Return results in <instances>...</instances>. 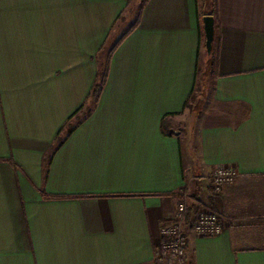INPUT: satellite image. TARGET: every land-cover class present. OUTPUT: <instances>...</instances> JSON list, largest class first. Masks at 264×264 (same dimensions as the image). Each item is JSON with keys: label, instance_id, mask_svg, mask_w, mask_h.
<instances>
[{"label": "crops", "instance_id": "0c3cea01", "mask_svg": "<svg viewBox=\"0 0 264 264\" xmlns=\"http://www.w3.org/2000/svg\"><path fill=\"white\" fill-rule=\"evenodd\" d=\"M216 1L200 83L202 0H0V264H155L186 187V264H264V0Z\"/></svg>", "mask_w": 264, "mask_h": 264}, {"label": "built area", "instance_id": "2783aa9c", "mask_svg": "<svg viewBox=\"0 0 264 264\" xmlns=\"http://www.w3.org/2000/svg\"><path fill=\"white\" fill-rule=\"evenodd\" d=\"M236 179V171L231 166H216L210 174V186L219 192L225 185ZM190 192L186 187L179 197L176 213L164 224L155 248V264H186L189 231L197 235H216L223 230L221 214L207 206H199L189 219Z\"/></svg>", "mask_w": 264, "mask_h": 264}, {"label": "trees", "instance_id": "16d2710c", "mask_svg": "<svg viewBox=\"0 0 264 264\" xmlns=\"http://www.w3.org/2000/svg\"><path fill=\"white\" fill-rule=\"evenodd\" d=\"M128 1L130 2V1H133V0H128ZM202 1L204 2V7H206L204 15L211 14V15H213L215 17L216 13H217V1L216 0H202ZM108 64H109V61H107L106 64L101 69V72L99 73V78L96 81L95 85L93 86V90H92V94H91L93 102H96L98 100L100 94H101L102 87H103V84L105 82V79H106V76H107V72H108ZM206 65H208L210 70L215 67V65H216V57L214 55V52H212V54H210V56H208ZM190 97H192V95ZM189 100H190V98H189ZM186 105H187V107H190V108H194V106H195L190 101L187 102ZM80 109H82V108H80ZM86 109L89 110V107H86ZM78 112H76L75 115H78ZM172 115H174V114H168V115L164 116L163 119H162V128H163V130L165 132H168L169 129H170V126H171L170 117H172ZM71 127L68 129L69 132H70ZM196 206H197V208L199 207L198 204ZM191 209L189 210V214H188L189 219L193 216V213H192Z\"/></svg>", "mask_w": 264, "mask_h": 264}, {"label": "water", "instance_id": "95a60500", "mask_svg": "<svg viewBox=\"0 0 264 264\" xmlns=\"http://www.w3.org/2000/svg\"><path fill=\"white\" fill-rule=\"evenodd\" d=\"M204 31L206 37V49L210 54L213 49V40L215 37V17L211 14H206L203 17Z\"/></svg>", "mask_w": 264, "mask_h": 264}, {"label": "rangeland", "instance_id": "374dc122", "mask_svg": "<svg viewBox=\"0 0 264 264\" xmlns=\"http://www.w3.org/2000/svg\"><path fill=\"white\" fill-rule=\"evenodd\" d=\"M213 50V49H212ZM210 56V55H209ZM208 71H210V68L208 67V65H204V69H203V72L201 73V75H200V79H199V82L201 83V77L203 76V77H205L203 80H204V82L205 81H207L208 83H210V78H209V80H206V76L209 74V73H207ZM199 84V83H198ZM196 93H199V95H198V97L200 96V97H202L200 94L202 93V90H199V92H198V90L196 89V91H195V94ZM208 98V97H207ZM209 100L210 99H207V101H206V105L208 104V102H209ZM193 101V103H195V102H198L197 100H192ZM199 107V104L198 105H196V107ZM199 109V108H198ZM193 113H196V112H194L193 111ZM179 120H182V122H181V126H180V124H178V126L181 128V130L182 131H184L185 129H187V127H190V125H192V119H191V115H189V113L187 112L186 114H183V115H181L180 117H179ZM73 122H76V119H73ZM194 122V121H193ZM187 262V261H186Z\"/></svg>", "mask_w": 264, "mask_h": 264}]
</instances>
